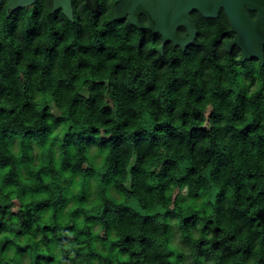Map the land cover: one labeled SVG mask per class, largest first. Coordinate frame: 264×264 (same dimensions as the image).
Wrapping results in <instances>:
<instances>
[{"label": "clouds", "instance_id": "clouds-1", "mask_svg": "<svg viewBox=\"0 0 264 264\" xmlns=\"http://www.w3.org/2000/svg\"><path fill=\"white\" fill-rule=\"evenodd\" d=\"M13 2L0 3L20 14L0 34V264H261L264 58L229 50L228 9L191 13L179 45L148 15L119 22V0Z\"/></svg>", "mask_w": 264, "mask_h": 264}, {"label": "water", "instance_id": "water-1", "mask_svg": "<svg viewBox=\"0 0 264 264\" xmlns=\"http://www.w3.org/2000/svg\"><path fill=\"white\" fill-rule=\"evenodd\" d=\"M65 6L71 12L70 3ZM246 6L253 10L259 9L260 16L256 21H252L247 14ZM13 7H16V0ZM225 7L231 17L232 31L239 33L229 50L239 45L249 58H264V0H119L116 13L118 20L125 19L131 13L133 22L137 25L142 15H148L155 34L163 33L167 40H175L179 45H188L190 42L179 37L177 30L192 25L190 14L199 10L208 18H216Z\"/></svg>", "mask_w": 264, "mask_h": 264}, {"label": "trees", "instance_id": "trees-1", "mask_svg": "<svg viewBox=\"0 0 264 264\" xmlns=\"http://www.w3.org/2000/svg\"><path fill=\"white\" fill-rule=\"evenodd\" d=\"M193 12H195V11H193ZM90 16L92 17L93 22H95L94 14L90 13ZM209 19L214 20L215 18H209ZM123 20L124 19H121L118 21L123 22ZM19 23H20V14L18 12L13 13L10 16L0 14V34H3V32L7 31V30H14L15 27L19 25ZM202 23L204 24L205 32L207 33V35L209 37H211V35H212V28L210 27L211 21L202 22ZM105 27L108 30V32L112 35L114 40H119L121 38L126 40V39L130 38V33L128 32V25H125L123 30H118L116 25H112L109 22L108 24H106ZM132 32L137 33L140 40H143L145 35H146L144 32H142L139 29H132ZM103 35L104 34L102 33L101 36H103ZM230 35H231V31H225L222 34V36H230ZM156 36L158 38L159 34H156ZM215 38L219 39V30H217V34H216ZM212 43H214V41H212ZM46 71H47V69H46ZM225 100H226V97L221 99V101H220L221 106H224ZM209 123L211 124V120L209 121ZM252 131L255 132L256 130L253 129ZM250 142H251L253 148H256L257 146H259L261 153L264 154V135L257 133L256 138L251 140ZM89 151L91 152L92 149L90 148ZM98 157H99V153H96L93 158L97 159ZM262 184H264V182H262ZM262 190H264V189H262ZM190 192H191V189L187 185H180L176 189L175 195L178 198L179 197L187 198V196H188V194H190ZM262 223H264V221H262ZM173 228H175V226H173ZM261 264H264V261H262Z\"/></svg>", "mask_w": 264, "mask_h": 264}, {"label": "flooded vegetation", "instance_id": "flooded-vegetation-1", "mask_svg": "<svg viewBox=\"0 0 264 264\" xmlns=\"http://www.w3.org/2000/svg\"><path fill=\"white\" fill-rule=\"evenodd\" d=\"M1 3H2V2H1ZM254 11H255V10H254ZM234 48H236V47H234ZM234 48H233V49H234Z\"/></svg>", "mask_w": 264, "mask_h": 264}, {"label": "rangeland", "instance_id": "rangeland-1", "mask_svg": "<svg viewBox=\"0 0 264 264\" xmlns=\"http://www.w3.org/2000/svg\"><path fill=\"white\" fill-rule=\"evenodd\" d=\"M99 158V157H98ZM98 158H97V160H98ZM262 182H264V181H262Z\"/></svg>", "mask_w": 264, "mask_h": 264}]
</instances>
